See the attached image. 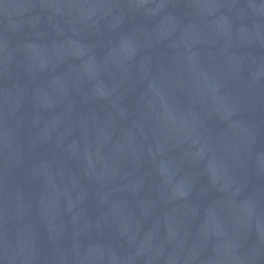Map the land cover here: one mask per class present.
Listing matches in <instances>:
<instances>
[{"label": "water", "instance_id": "1", "mask_svg": "<svg viewBox=\"0 0 264 264\" xmlns=\"http://www.w3.org/2000/svg\"><path fill=\"white\" fill-rule=\"evenodd\" d=\"M0 264H264V0H0Z\"/></svg>", "mask_w": 264, "mask_h": 264}]
</instances>
